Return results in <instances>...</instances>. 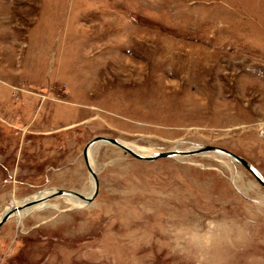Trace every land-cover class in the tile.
<instances>
[{
    "label": "rangeland",
    "instance_id": "rangeland-1",
    "mask_svg": "<svg viewBox=\"0 0 264 264\" xmlns=\"http://www.w3.org/2000/svg\"><path fill=\"white\" fill-rule=\"evenodd\" d=\"M99 136L224 148L264 178V0H0V216L90 194ZM90 156L93 200L11 217L0 264H264V190L241 165Z\"/></svg>",
    "mask_w": 264,
    "mask_h": 264
},
{
    "label": "water",
    "instance_id": "water-1",
    "mask_svg": "<svg viewBox=\"0 0 264 264\" xmlns=\"http://www.w3.org/2000/svg\"><path fill=\"white\" fill-rule=\"evenodd\" d=\"M99 144H106V145L114 146L122 150L123 152H125L126 154H128L135 160L148 161V162L161 159V158H185V157H190V156H195V155H200V154H211L215 156L224 157V158H227L232 163H237L241 165L242 167H244L253 176V178L256 180L259 186L264 190V178L257 171V169L253 167L250 163H248L246 160H244L242 157L224 148L208 146L204 144H195L188 148H177L176 147V148H173L167 151H155V152H150L149 154H146V155H141L133 149L132 147L133 145L131 146L130 143L124 142L120 139L99 136V137H95L92 140H90L84 146L82 150V156H83L84 163L90 174V178H92L93 180L94 189L91 194L83 195L82 193L75 192L73 190L46 189L50 191L48 194L42 195L32 200L21 201L19 202V205L15 207H13L14 202L11 201L9 203L10 208L8 207L9 209L5 210L0 217V227L5 222H7L11 217L16 215V213L36 207L41 204H45L53 198L62 197V198L76 199V200L81 201L82 206L89 204L97 194L98 181H97V177H96V173L94 169L91 168V166L89 165L88 157L92 149ZM40 192L41 191H39L38 194Z\"/></svg>",
    "mask_w": 264,
    "mask_h": 264
},
{
    "label": "bare ground",
    "instance_id": "bare-ground-1",
    "mask_svg": "<svg viewBox=\"0 0 264 264\" xmlns=\"http://www.w3.org/2000/svg\"><path fill=\"white\" fill-rule=\"evenodd\" d=\"M132 146V145H131ZM133 147V149L137 152V153H139V154H141V155H146V154H149L150 152H143V151H141L140 149H137L135 146H132ZM153 152V151H152ZM90 154L91 153H89V165L91 166V168H93V163H92V160H91V156H90ZM91 181H92V192H93V189H94V186H93V180H92V178H91ZM44 191V192H43ZM41 190V192L38 194L37 193V195H35V196H33V197H30L28 200H32V199H34V198H37V197H40V196H42V195H46V194H48L50 191H48V190ZM91 192V193H92ZM90 193V194H91ZM69 199V198H68ZM67 199V200H68ZM65 200H66V198H65ZM25 201H27V200H25ZM68 201H72L73 203H74V205L76 204L75 202H76V199H70V200H68ZM75 201V202H74ZM77 201H79V200H77ZM81 202V201H80ZM46 204V203H45ZM17 205H19V202H17V203H14V205H13V207H15V206H17ZM44 204H41V205H38V206H36V207H33V208H30V209H27V210H23V211H20V212H18V213H16V215H19V218H21V217H23V215L24 214H26V213H28V212H32V210H34L35 208H41V207H50L49 205L47 206V205H44ZM82 205V204H81ZM10 208V207H9ZM9 208H7L6 210H8ZM1 217V216H0Z\"/></svg>",
    "mask_w": 264,
    "mask_h": 264
}]
</instances>
